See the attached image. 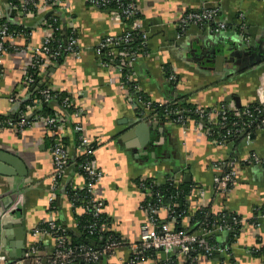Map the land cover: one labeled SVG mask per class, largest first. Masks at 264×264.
<instances>
[{
    "label": "crops",
    "instance_id": "obj_1",
    "mask_svg": "<svg viewBox=\"0 0 264 264\" xmlns=\"http://www.w3.org/2000/svg\"><path fill=\"white\" fill-rule=\"evenodd\" d=\"M21 1L24 0H0L1 19L22 29V34L11 32L5 42L7 51L0 70V121L14 124L21 107L31 98L23 81L31 69L33 52L54 35L49 20L56 18L62 32L59 45L64 47L73 38L74 51L62 52L55 62L41 69L35 83L47 84L52 92L69 96L73 109L69 121L95 143L92 163L100 178L92 193L102 204L104 234L116 233L122 244L97 264L128 261L129 246L138 241L141 225L149 224L141 206L150 201V192L138 187L141 181L151 180V185L158 187L168 176L174 177L177 184L181 180L187 183V175L189 183L197 187L188 199L190 209H206L208 219L224 212L229 223H244L236 234L231 235V230L216 236L219 245L229 248L228 252L199 256L194 261L178 257L166 264H264L263 258L251 252L259 246L264 250V130H254L248 145L242 138L214 145L192 124L184 128L164 118L138 119L129 102L132 84L157 104L177 101L208 109L222 103L236 107L235 98L241 107L260 102L257 92L259 88L264 90V0H135L148 55L124 69V76L123 70L102 66L97 52L102 38L127 31L129 26L123 18H115L87 0H60L58 7L52 6L50 0H28L18 15L11 6L20 7ZM33 8L36 11L32 15L22 13ZM205 9L218 11L214 23L190 26L178 37L182 14ZM218 23H224L226 29L214 32ZM168 73L174 75V83L168 80ZM28 109V127L18 130L4 123L0 126V150L17 155L28 170L22 179L0 175V253L14 264H29L24 256L18 261L10 258V246L16 242L17 233L22 235L24 252L33 242L31 232L40 224L51 220L78 236L75 217L86 214L84 203L73 207L63 192L66 187L81 190L87 184L77 168L76 138L69 133L64 139L70 158L60 187L54 192L48 135L42 122L33 118L37 111L33 104ZM252 157L259 162L255 164ZM232 158L239 174L232 190L221 199L214 193L213 167H223ZM182 168L187 172L183 174ZM52 194L54 200L49 202ZM12 203H17L18 209L8 213ZM159 218L162 221L165 215L160 213ZM191 220L189 217L182 221V227L190 232L194 229ZM89 246L98 248L97 243ZM52 247L46 237L40 253L49 255ZM144 255L141 264H156L155 259L162 258L154 255V259L150 251Z\"/></svg>",
    "mask_w": 264,
    "mask_h": 264
},
{
    "label": "built area",
    "instance_id": "obj_2",
    "mask_svg": "<svg viewBox=\"0 0 264 264\" xmlns=\"http://www.w3.org/2000/svg\"><path fill=\"white\" fill-rule=\"evenodd\" d=\"M13 1L10 0L12 3ZM50 1L54 7H58L61 4L60 0ZM87 2L96 8L107 10L115 18L120 19L121 17L124 20H131L125 33L113 37L107 36L98 42L97 52L99 55L102 54L107 58V60L100 59L102 66L114 68L119 71L124 69L128 70L136 59L148 55L146 34L141 27L140 19L137 18L138 12L135 0H87ZM28 3V0L21 1L20 7L12 5L11 10L20 15L19 8H24ZM35 11V8H33V10H23L22 13L32 15ZM217 12V10L206 9L185 12L178 20V37L183 36L190 26H202L208 23H214ZM51 21L52 24L49 25L53 27L57 23L56 18H51ZM225 29L226 25L224 23H218L214 26L213 31L221 32ZM53 31L59 32L60 29L54 26ZM134 34L139 35V48L133 46L134 39L136 38ZM10 36L11 32L8 22L2 20L0 16V70L2 68L5 51H7L5 42ZM53 36L44 42L40 50L33 52L31 69L26 73L23 84L26 89H29L30 97L34 93L38 96L32 101L35 110L40 109L44 105L51 107L56 105L58 107L57 110L54 108V113L49 118H35V120L42 122L48 139L51 141L50 154L54 165V172L51 177V188L54 192L60 187V178L70 158L64 139L69 133H72L76 138V151L79 160L82 159L78 163L77 168L85 176L87 184L83 189L90 195V199L82 200V203L85 206V215L92 217V222L82 226V230L86 231L90 236L100 235L99 239H101V235L106 231L104 223H101L102 220L100 219L102 204L94 198L92 193L93 188L100 178V173L92 163V153L95 143L88 141L83 136L81 128L77 125H72V120L69 121V114H66V110L70 107V100L66 97L62 98L59 105L57 102L58 94L52 92L47 84L38 86L34 79V75H39L41 69H45L51 62H55L62 52L74 51L75 43L73 38H69V43L66 46L64 45V47L59 45V41H57L58 44L56 47H51L50 44L54 42ZM115 58L120 59H118V63L114 62ZM168 80L174 83V75H170ZM132 91L133 97H131L129 102L133 105L138 119L152 121L164 118L184 128L192 124L194 127L202 130L214 145H225L238 136L242 137L244 143L248 145L251 141L252 132H250V126L252 124L257 123L256 128L264 130V90L262 88H259L257 92L260 102H256L252 106H244L245 108L241 116L248 123L242 124L239 127L235 123L229 122V114L237 115L238 110L231 104H219L208 109L196 108L193 112L196 120L192 122L187 117V111L179 106L173 105L175 104L173 103L174 101L163 104L154 103L149 98L143 97V94L140 93V90L134 84H132ZM25 108L26 114L24 115L20 111L14 124L9 121L7 124L3 123L7 127H16L18 130L28 127L30 121L27 114L31 111L28 107ZM3 123L0 121V126ZM216 128L224 130H222L223 132H217L215 131ZM251 160L255 164L259 162L255 157H252ZM236 165L237 162L232 158L223 167L220 165L213 167L216 172V176L213 178V187L217 197L223 199L234 187L239 174ZM172 182H176V180L172 178ZM140 188L148 191L144 184H140ZM149 197L150 201L141 206L148 217L149 224L141 225L138 241L129 246L131 252L130 258L123 264H141L145 259L144 253L146 251L152 252L153 256H162L160 259L157 257L155 259L154 256L156 264L170 263L178 257H182L183 259L188 258L189 261H194L199 256L208 257L213 254H221L229 251L227 246L222 247L216 241V236L219 233L233 230L232 226L227 223L226 213L221 212L216 215V219L213 222L204 220L201 223L194 224V229L191 232L184 228L175 230L171 225L176 219L181 217L175 214V207L173 205H162V200L159 196H156L153 200V196L150 193ZM52 200H54V194L48 199L49 202H52ZM17 209V203H12L7 211L8 213H14ZM160 213L165 215V219L162 221L159 218ZM243 223L242 220H234L233 225L240 226ZM31 237L33 242L24 251L25 262L29 264H74L78 261L82 264H96L100 258L112 256L115 250L122 245L120 241H115L111 238H102V244L98 248L84 244L71 246L70 240L60 233L59 227L51 220L36 227L31 232ZM46 237L50 238L53 247L49 255H42L40 253L41 244ZM210 239L215 240L216 244H207L206 241ZM0 264H14V262H10L6 256L0 253Z\"/></svg>",
    "mask_w": 264,
    "mask_h": 264
},
{
    "label": "trees",
    "instance_id": "obj_3",
    "mask_svg": "<svg viewBox=\"0 0 264 264\" xmlns=\"http://www.w3.org/2000/svg\"><path fill=\"white\" fill-rule=\"evenodd\" d=\"M126 1V0H125ZM185 13V12H184ZM183 13V14H184ZM182 14V15H183ZM137 18H139V15L137 14ZM128 26L130 25V21L131 20H124ZM49 24H52L51 19L49 20ZM9 25V23H8ZM57 26V23L53 25ZM52 27V29H53ZM9 30L10 32L14 33V34H22V29L21 28H13V26L9 25ZM17 30V31H16ZM21 32V33H20ZM26 34V33H25ZM67 35V33L65 34V36ZM135 35V34H134ZM136 38L134 39L133 42V46H136L137 48H139V35H135ZM54 42H52L50 44L51 47H56L57 46V41H59L58 39H62V32L61 30L59 32H55L54 31V36H53ZM101 60H107L106 57H104V55L101 54L100 56ZM119 58H115V63H118ZM62 60V57H60V59L58 60V63ZM169 72V71H168ZM31 73V72H30ZM33 73V72H32ZM127 73L126 70L122 71V75L124 76ZM172 75V74H171ZM170 74L168 73L167 77H169ZM34 79L35 81H37V76L34 75ZM130 84V83H129ZM131 85V84H130ZM143 96V95H142ZM37 94L34 93L31 95V98L29 99V101L25 102L23 104V106L21 107V112H25L26 108L25 107H31L32 106V101L34 98H37ZM69 98V96L64 95V94H58V98H57V102L60 105L62 98ZM145 97V96H143ZM147 98V97H146ZM70 99V98H69ZM175 104V106H179L180 108H183L187 111L188 115L187 117L189 118L190 121L195 122L196 118L195 115L193 114L194 109H196L194 106L192 105H186V104H182L181 102H173ZM223 104V103H222ZM253 104L249 105L252 106ZM216 106V105H215ZM214 107V106H213ZM245 107H241L237 110V115L234 114H229V122L230 123H235L236 126H241L242 124L248 123L247 121H245L244 117L241 116L242 111L244 110ZM207 109V108H205ZM160 111V110H159ZM71 112H73L72 107L70 106L67 110H66V114H70ZM54 113V108L53 107H49V106H41L39 110L35 111V113H33L34 115V119L38 116V117H42V118H46V117H51ZM240 113V114H239ZM256 124L254 123L250 126V132H253L254 130H256ZM219 130V131H218ZM221 130V131H220ZM222 130L224 129H218L216 128L215 131L217 132H223ZM240 137H235L233 138L231 141H237ZM242 138V137H241ZM65 143V142H64ZM47 146L51 147V141H48ZM80 162V160L78 161V163ZM182 173H186L187 169L186 168H182ZM79 173L82 174V172L79 170ZM85 178V176H84ZM172 176H168L165 180V182L158 187H155V185H151V180L147 181H139V185L138 187H140V184H144L146 186V190H148L151 195L153 196V200L156 196H159L162 200V205H173L174 208V212L176 215H180L181 217L179 219H176L174 221V223L171 225V227L173 229H181L182 227V221L185 220V218H189L191 217V224H198L203 222L204 220H208L210 222H213L216 218L212 216V218L208 219L207 218V212L206 209H196V210H192L190 209V206L188 204V199L190 197H192V194L194 192V190L197 189V187H195V185H193L192 183H185L184 180H181L178 184L177 182H172ZM175 179V178H174ZM63 192L65 194V198L68 199V201L73 204V207L75 206H79L80 203H82V200H89L90 199V195L89 193H87L84 189L83 190H73L69 187H66L65 189H63ZM225 198V197H223ZM260 211V209L258 210ZM262 213L264 214V208L262 209ZM209 217V216H208ZM102 221L101 223L105 222L103 220V217L101 216L100 218ZM75 221L77 223V229L79 230V234L74 235L70 232L65 231L61 226L58 225L59 229H60V233H62L66 238H68L70 241V245L71 246H75V245H80V244H84L89 246L91 243H97V246H100L102 244L101 240L106 239V238H111L112 240L115 241H120V237L116 234V233H106V234H102L101 235V239L100 235H93L90 236L89 234L86 233V231L82 230V226L86 225V224H90L92 222V217L90 215H81L78 217H75ZM227 223L229 225L232 226L233 231L231 233V235H233V233H237L240 229V226L237 225H233L231 223H229V220L227 219ZM234 234V235H235ZM207 244H214V240H207L206 241ZM252 255L257 257V258H263L264 259V250L260 249V246L258 248L252 249ZM102 259V258H101ZM100 261V260H99ZM98 261V262H99ZM74 264H82L81 262H75ZM97 264V263H96Z\"/></svg>",
    "mask_w": 264,
    "mask_h": 264
},
{
    "label": "water",
    "instance_id": "obj_4",
    "mask_svg": "<svg viewBox=\"0 0 264 264\" xmlns=\"http://www.w3.org/2000/svg\"><path fill=\"white\" fill-rule=\"evenodd\" d=\"M217 61H220V59L217 58ZM216 69L218 70L219 67H217ZM234 100L236 102V108L239 109L241 107L239 100L236 98ZM0 175L19 177L22 179L27 177L28 170L25 164L17 155L11 154L4 150H0ZM185 181L187 183L190 182L189 175L186 176ZM16 238V242L14 244H11L10 246L12 251L10 254V258L18 261L22 259V257L24 256V252L22 249V235L17 233Z\"/></svg>",
    "mask_w": 264,
    "mask_h": 264
},
{
    "label": "rangeland",
    "instance_id": "obj_5",
    "mask_svg": "<svg viewBox=\"0 0 264 264\" xmlns=\"http://www.w3.org/2000/svg\"><path fill=\"white\" fill-rule=\"evenodd\" d=\"M246 40V39H245ZM246 42V41H245Z\"/></svg>",
    "mask_w": 264,
    "mask_h": 264
}]
</instances>
